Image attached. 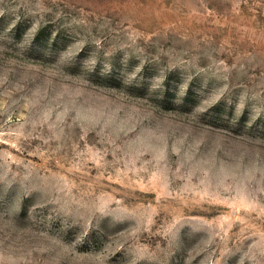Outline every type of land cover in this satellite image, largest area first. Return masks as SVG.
Segmentation results:
<instances>
[{"label":"rangeland","instance_id":"1","mask_svg":"<svg viewBox=\"0 0 264 264\" xmlns=\"http://www.w3.org/2000/svg\"><path fill=\"white\" fill-rule=\"evenodd\" d=\"M0 264H264V0H0Z\"/></svg>","mask_w":264,"mask_h":264}]
</instances>
